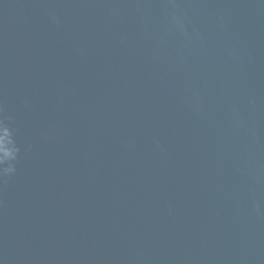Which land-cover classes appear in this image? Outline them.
<instances>
[{
	"label": "water",
	"instance_id": "95a60500",
	"mask_svg": "<svg viewBox=\"0 0 264 264\" xmlns=\"http://www.w3.org/2000/svg\"><path fill=\"white\" fill-rule=\"evenodd\" d=\"M0 104V264H264V0H0Z\"/></svg>",
	"mask_w": 264,
	"mask_h": 264
},
{
	"label": "clouds",
	"instance_id": "9594fccd",
	"mask_svg": "<svg viewBox=\"0 0 264 264\" xmlns=\"http://www.w3.org/2000/svg\"><path fill=\"white\" fill-rule=\"evenodd\" d=\"M177 23L179 24V21ZM3 111V104H0V113ZM8 119L0 115V177L11 176L17 171V161L21 151L16 140L15 129Z\"/></svg>",
	"mask_w": 264,
	"mask_h": 264
}]
</instances>
